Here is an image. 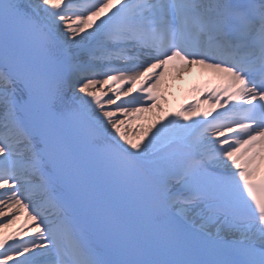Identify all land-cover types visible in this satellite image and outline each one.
Masks as SVG:
<instances>
[{"label":"snow or ice","instance_id":"6c2138e0","mask_svg":"<svg viewBox=\"0 0 264 264\" xmlns=\"http://www.w3.org/2000/svg\"><path fill=\"white\" fill-rule=\"evenodd\" d=\"M0 264H264V0H0Z\"/></svg>","mask_w":264,"mask_h":264},{"label":"bare ground","instance_id":"6f19581e","mask_svg":"<svg viewBox=\"0 0 264 264\" xmlns=\"http://www.w3.org/2000/svg\"><path fill=\"white\" fill-rule=\"evenodd\" d=\"M210 79L209 74H202L199 69L190 75H186L183 80H172L170 78L167 100L160 101V103L165 105L164 115H167L169 112L175 113L180 109L182 104L197 98L201 100L202 109L209 107L208 103H204L203 95L195 89L203 86H201V81H204L206 84Z\"/></svg>","mask_w":264,"mask_h":264}]
</instances>
